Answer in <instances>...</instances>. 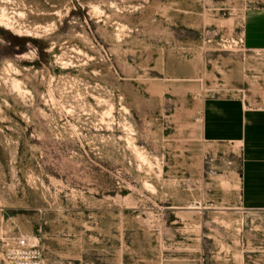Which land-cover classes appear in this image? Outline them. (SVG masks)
Returning <instances> with one entry per match:
<instances>
[{
  "label": "rangeland",
  "instance_id": "obj_1",
  "mask_svg": "<svg viewBox=\"0 0 264 264\" xmlns=\"http://www.w3.org/2000/svg\"><path fill=\"white\" fill-rule=\"evenodd\" d=\"M253 8L0 0V238L26 239L31 264H264L239 151L204 132L213 99L264 97ZM0 264H15L2 244Z\"/></svg>",
  "mask_w": 264,
  "mask_h": 264
},
{
  "label": "crops",
  "instance_id": "obj_2",
  "mask_svg": "<svg viewBox=\"0 0 264 264\" xmlns=\"http://www.w3.org/2000/svg\"><path fill=\"white\" fill-rule=\"evenodd\" d=\"M242 35L247 51L264 53V8L247 11ZM259 82L264 86V76ZM254 87H247L242 97H218L213 99V104L209 102L204 132L223 150L233 152L237 147L241 163L239 177H243L242 209L264 212V97L256 94Z\"/></svg>",
  "mask_w": 264,
  "mask_h": 264
},
{
  "label": "built area",
  "instance_id": "obj_3",
  "mask_svg": "<svg viewBox=\"0 0 264 264\" xmlns=\"http://www.w3.org/2000/svg\"><path fill=\"white\" fill-rule=\"evenodd\" d=\"M0 244L5 248L6 255L15 264H31V255L36 253L28 247L26 239H18L11 245L7 239L0 238Z\"/></svg>",
  "mask_w": 264,
  "mask_h": 264
},
{
  "label": "trees",
  "instance_id": "obj_4",
  "mask_svg": "<svg viewBox=\"0 0 264 264\" xmlns=\"http://www.w3.org/2000/svg\"><path fill=\"white\" fill-rule=\"evenodd\" d=\"M10 49H18V52H23L25 48L26 43L33 44L39 51V55L42 56V43L40 41H37L35 39H29V38H22L17 36H9L7 38Z\"/></svg>",
  "mask_w": 264,
  "mask_h": 264
}]
</instances>
